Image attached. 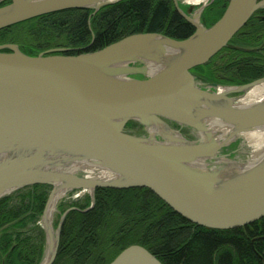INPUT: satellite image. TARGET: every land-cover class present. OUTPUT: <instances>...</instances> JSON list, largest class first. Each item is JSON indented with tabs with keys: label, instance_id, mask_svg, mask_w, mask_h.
I'll return each mask as SVG.
<instances>
[{
	"label": "water",
	"instance_id": "water-1",
	"mask_svg": "<svg viewBox=\"0 0 264 264\" xmlns=\"http://www.w3.org/2000/svg\"><path fill=\"white\" fill-rule=\"evenodd\" d=\"M120 1L0 0V30L64 10L95 14ZM214 1L173 0L195 27L183 39L134 33L74 55L55 48L34 56L18 44H0V199L31 185L52 187L41 218L46 242L39 264H54L67 214L90 209H68L55 228L57 193L55 208L74 190L88 191L93 207L97 188L145 187L189 221L210 228L264 217V156L253 163L251 153L235 156L246 145L245 132L264 129V96L241 102L264 77L222 85L192 71L225 47L261 50L231 40L264 0H229L208 26L201 17ZM132 121L146 134L129 130ZM234 144L239 149L229 152ZM83 165L108 170L112 179L88 178ZM109 264L163 263L132 244Z\"/></svg>",
	"mask_w": 264,
	"mask_h": 264
},
{
	"label": "trees",
	"instance_id": "trees-1",
	"mask_svg": "<svg viewBox=\"0 0 264 264\" xmlns=\"http://www.w3.org/2000/svg\"><path fill=\"white\" fill-rule=\"evenodd\" d=\"M228 2L215 0L205 10L209 26L223 15ZM194 31L173 0H122L95 14L91 9H70L12 25L0 30V44H18L34 56L55 48H67L61 54L74 55L99 50L134 33L157 32L183 39ZM231 43L262 48L247 52L225 47L192 71L204 81L222 85L264 77V9L255 12ZM132 125L139 124L133 121L127 128ZM50 187L31 185L0 199V264L40 263L46 242L41 218ZM95 201L88 211L73 210L67 215L54 264H109L132 244L146 247L163 264H264V217L236 228L202 226L145 187L97 188ZM77 202L59 207L84 210L91 197L84 204ZM34 229L39 239L34 238Z\"/></svg>",
	"mask_w": 264,
	"mask_h": 264
},
{
	"label": "bare ground",
	"instance_id": "bare-ground-1",
	"mask_svg": "<svg viewBox=\"0 0 264 264\" xmlns=\"http://www.w3.org/2000/svg\"><path fill=\"white\" fill-rule=\"evenodd\" d=\"M194 2H200V0H193ZM264 96V82L255 86L251 89L245 97L241 99L242 103H246L249 101H254L260 99ZM213 131L218 130L217 127H212ZM244 138L246 142H248L249 147L251 148V161L250 163L255 162L262 155L264 156V129H258L254 131H248L244 133ZM262 156V157H263ZM75 169V167H73ZM82 169L86 172L88 178H100V179H112V174L99 166H88L83 165ZM60 194L57 193L53 199V206L51 207V211L54 212L55 203L58 200Z\"/></svg>",
	"mask_w": 264,
	"mask_h": 264
},
{
	"label": "rangeland",
	"instance_id": "rangeland-1",
	"mask_svg": "<svg viewBox=\"0 0 264 264\" xmlns=\"http://www.w3.org/2000/svg\"><path fill=\"white\" fill-rule=\"evenodd\" d=\"M203 3H200L197 7H200L201 5H202ZM213 4V2L212 3H208L207 4V6L205 7V9H204V11H203V14H202V17H201V19H202V21H204L207 25L209 24V21H210V17H208V18H206L205 17V14H204V12H205V10H207L211 5ZM185 6V5H184ZM185 9H186V7H184ZM209 26V25H208ZM211 26V25H210ZM8 44H10V43H8ZM12 44V43H11ZM15 44V43H14ZM49 50H51V49H49ZM40 53H42V52H40ZM39 53V54H40ZM262 78V77H261ZM133 122V121H132ZM135 122V121H134ZM139 124V123H138ZM129 130H131V131H133V132H135V133H137V134H139V135H144V134H146V131H145V129L139 124V125H132V126H130L129 128H128ZM182 132H183V134L185 135V136H187V137H189V138H194L195 136H194V134H193V132L191 131V130H188V129H183L182 130ZM239 144H234V145H232V147L230 148V150H229V152L230 151H232L233 149L234 150H238L239 149ZM251 148L249 147V145H248V142H246V145H245V147H244V149H240L241 150V152L240 153H235V156L238 158H246L245 156H248L250 153H251V150H250ZM247 154V155H246ZM50 191H52V187H50ZM96 193V192H95ZM87 196H90L91 197V194L88 192V191H80V190H74V191H71V192H69V193H67L64 197H62L60 200H59V202L57 203V206H56V208H55V211H54V213H53V225H54V227L56 228L57 226H58V223H59V219H60V217L68 210V209H66L65 211H62L61 209H60V204H64V203H68V202H70V201H74V200H76V201H78L77 203L80 205V204H84L85 202H87ZM96 202V201H95ZM92 206V197H91V202H90V205L86 208V209H84V210H87L88 208H92L91 207ZM94 206H95V204H94ZM93 206V207H94ZM88 211V210H87ZM30 227H34V226H30ZM33 233V232H32ZM33 234H35V236H34V238L35 239H39V237L41 236L40 235V233L38 232V230H36V229H34V233ZM61 240V239H60Z\"/></svg>",
	"mask_w": 264,
	"mask_h": 264
},
{
	"label": "flooded vegetation",
	"instance_id": "flooded-vegetation-1",
	"mask_svg": "<svg viewBox=\"0 0 264 264\" xmlns=\"http://www.w3.org/2000/svg\"><path fill=\"white\" fill-rule=\"evenodd\" d=\"M261 9H264V8H261ZM261 9H259V10H261ZM259 10H258V11H259ZM258 11H257V12H258ZM72 207H76V206H71V207H69V208H67V209H70V208H72ZM76 208H78V207H76ZM79 209H80V208H79ZM76 210H77V209H76ZM71 211H73V210H71ZM71 211H70V212H71ZM70 212H69V213H70ZM69 213H68V214H69ZM68 214H67V215H68ZM61 217H62V216H61ZM61 217H60V219H59V223H60V221H61ZM66 218H67V216H66ZM66 218H65V220H66ZM65 220H64V222H65ZM64 222H63V224H64ZM59 223H58V224H59ZM63 224H62V227H63ZM58 251H59V250H58Z\"/></svg>",
	"mask_w": 264,
	"mask_h": 264
}]
</instances>
